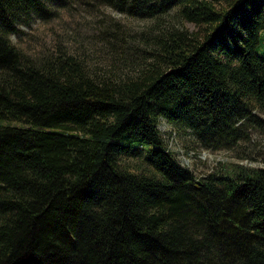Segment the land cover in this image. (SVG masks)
<instances>
[{"label":"trees","instance_id":"trees-1","mask_svg":"<svg viewBox=\"0 0 264 264\" xmlns=\"http://www.w3.org/2000/svg\"><path fill=\"white\" fill-rule=\"evenodd\" d=\"M54 4L0 0V264H264V167L197 178L158 128L210 151L264 131V0H92L152 20L142 62L102 73L12 43Z\"/></svg>","mask_w":264,"mask_h":264},{"label":"rangeland","instance_id":"rangeland-1","mask_svg":"<svg viewBox=\"0 0 264 264\" xmlns=\"http://www.w3.org/2000/svg\"><path fill=\"white\" fill-rule=\"evenodd\" d=\"M91 1L67 0L64 6L54 4L53 16L46 20L35 18L28 26L20 25L19 32L11 34L12 43L31 55L53 49L60 43L97 73L112 68L111 52L116 61L120 59L119 69H126L128 64L129 69L136 68L143 60V50L148 48L144 38L152 20L136 18L107 5L93 10L89 6ZM186 26L193 28L191 23ZM255 52L264 57V29L259 32ZM124 57L127 64L121 60ZM260 116L264 118L263 113ZM158 128L167 148L197 178L211 171L230 173L235 163L264 167L262 130L253 131L250 140L240 148L210 151L200 147L189 130L182 126L162 119Z\"/></svg>","mask_w":264,"mask_h":264}]
</instances>
